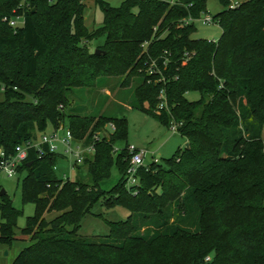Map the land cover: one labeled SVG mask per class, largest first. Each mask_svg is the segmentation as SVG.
Here are the masks:
<instances>
[{"label":"trees","instance_id":"1","mask_svg":"<svg viewBox=\"0 0 264 264\" xmlns=\"http://www.w3.org/2000/svg\"><path fill=\"white\" fill-rule=\"evenodd\" d=\"M207 1L95 0L104 20L90 30L84 0H0V149L10 153L49 125L67 126L84 143L102 135L84 160L90 184L59 178L57 154L29 152L19 172L22 202L35 206L20 230L30 244L11 264H264V0L232 8L219 0L216 42L192 37L195 23L183 22L207 12ZM16 16L23 25L4 20ZM99 36L97 54L90 44ZM151 59L160 73H147ZM112 76L123 85L139 77L135 107L167 127L181 123L188 142L164 164L139 168L137 194L126 185L127 146L114 157L126 117L66 112L74 89ZM162 89L169 112L157 111ZM113 160L122 176L103 190ZM97 203L129 213L107 221L105 242L78 235ZM0 213V243L10 244L20 212L4 197Z\"/></svg>","mask_w":264,"mask_h":264},{"label":"rangeland","instance_id":"2","mask_svg":"<svg viewBox=\"0 0 264 264\" xmlns=\"http://www.w3.org/2000/svg\"><path fill=\"white\" fill-rule=\"evenodd\" d=\"M110 6L119 7L124 0H103ZM237 1V0H232ZM85 8V25L90 29L97 28L102 25L104 20L103 10L96 6L95 0H84ZM207 12L212 16L223 10V5L219 0L207 1ZM136 11V10H135ZM196 31L192 35L194 38L217 40L222 30L218 24H206L202 22L195 23ZM105 41L104 36L95 38L91 44V50L94 51L97 46L102 45ZM140 81L139 77H135L130 85H123L121 77H102L95 87L74 89L71 95V103L68 105L66 112H79L86 115L105 116H125L128 123L127 138L124 141H118L115 146L116 152L125 146L133 145L139 149L146 150L144 157V165L150 164L153 158H157L161 164L165 160L172 157L179 149H183L186 139L179 132L172 133L165 124H162L156 117L135 107L136 99L134 95V87ZM110 93L106 94L105 89ZM189 100H196L199 94L195 92L187 93ZM0 99L2 96L0 95ZM49 125L46 132L52 131ZM38 133H36V136ZM264 138V130H263ZM85 158L92 159L93 153H85ZM73 160L69 158H59L56 163V174L59 178L63 174L70 180H79L84 183H91V177L88 173L87 164L83 162L78 167H73ZM25 172H20L9 177L5 173H0V191L3 189L5 194L0 195V203L3 198H8L12 206L20 212L17 218L16 237L10 244L0 243L2 254L0 255V264H11L17 254L24 247L30 244L29 237L21 235L20 230L26 225L27 218L32 216L35 206L31 202H22V179ZM115 160L111 166L110 175L103 179L99 186L103 190H109L121 178ZM4 196V197H3ZM57 213L46 214L47 219H52ZM129 213L122 207L116 206L107 208L97 203L92 214H88L82 222L78 235L91 238L92 240L105 242L108 241L109 228L107 221L125 220ZM2 221L0 213V222ZM7 250L8 254L3 252Z\"/></svg>","mask_w":264,"mask_h":264},{"label":"built area","instance_id":"3","mask_svg":"<svg viewBox=\"0 0 264 264\" xmlns=\"http://www.w3.org/2000/svg\"><path fill=\"white\" fill-rule=\"evenodd\" d=\"M28 1V0H26ZM172 1V0H170ZM240 0L232 1L230 7H234L239 3ZM4 20L7 21L12 27H19L23 25L24 18L22 16H16L14 18H7L4 17ZM185 23H196L202 22L206 24H218L214 17L209 12H203L200 14L198 18L193 19L192 17H188L183 20ZM216 42L217 40H211ZM168 52L163 51L160 55V59L162 60V64L164 67L167 66L169 58ZM190 56L189 52L184 53V59H188ZM160 73L158 68L157 59H151L149 61V66L147 69V73L152 75L153 73ZM161 80H164V77H161ZM160 80V81H161ZM4 86L1 84V91L4 90ZM158 105L157 111H168V102L165 95L164 90L162 89L158 95ZM169 112V111H168ZM181 123L176 122L175 120L171 119L168 129L174 133L179 132V127ZM109 127L114 129V125L110 124ZM103 135H107L106 133ZM102 135H95L94 141L91 143H84L83 141L76 140L73 136L71 130L63 125L60 124L58 127L54 128L50 132H43L38 133L37 136L24 141L20 144H17L14 150L10 153L5 152L3 149H0V173H5L9 177L19 174L20 166L27 161L29 152L34 150L38 157H41L46 151L55 153L58 155L59 158H69L73 160V167H78L82 164L85 160L84 154L85 153H93L95 151V141H99ZM127 150L130 154L129 162L125 171V178H126V185L129 188H133V194L138 193V186H139V179H138V170L141 166H144V157L146 154V150L139 149L133 145H129ZM153 162H157V158H153ZM56 171V165L53 167ZM63 180H67L65 174L62 177ZM2 254V249L0 247V255ZM206 261L209 260V257L205 259Z\"/></svg>","mask_w":264,"mask_h":264},{"label":"water","instance_id":"4","mask_svg":"<svg viewBox=\"0 0 264 264\" xmlns=\"http://www.w3.org/2000/svg\"><path fill=\"white\" fill-rule=\"evenodd\" d=\"M101 52V50L100 49H95L94 50V53H97V54H99ZM188 146V142H186V144H185V147H187ZM31 164V162H28L27 163V165H30ZM3 194H5V191L2 189L1 191H0V195H3ZM4 255H7V250H5L4 251Z\"/></svg>","mask_w":264,"mask_h":264},{"label":"crops","instance_id":"5","mask_svg":"<svg viewBox=\"0 0 264 264\" xmlns=\"http://www.w3.org/2000/svg\"><path fill=\"white\" fill-rule=\"evenodd\" d=\"M105 93H106V94H107V93L109 94L110 91L106 88V89H105ZM152 160H153V159H152ZM3 254H4V252H3ZM7 254H8V252H7Z\"/></svg>","mask_w":264,"mask_h":264}]
</instances>
